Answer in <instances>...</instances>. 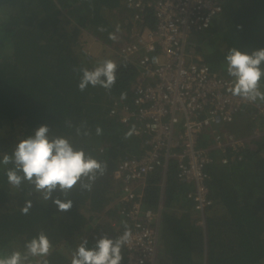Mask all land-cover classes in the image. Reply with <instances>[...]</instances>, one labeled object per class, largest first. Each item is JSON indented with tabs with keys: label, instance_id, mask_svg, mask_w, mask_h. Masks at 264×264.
<instances>
[{
	"label": "trees",
	"instance_id": "obj_1",
	"mask_svg": "<svg viewBox=\"0 0 264 264\" xmlns=\"http://www.w3.org/2000/svg\"><path fill=\"white\" fill-rule=\"evenodd\" d=\"M139 15L126 0H0V160L39 126L48 125L50 137L68 138L76 149L107 164L91 191L78 186L72 190L67 199L73 207L66 212L51 200L42 201L27 182L20 189L13 188L6 171L14 165L0 164V255L23 253L25 244L44 232L53 246L46 257L49 264H71L82 238L92 247L104 234L115 238L124 232L125 220L118 213L119 185L111 174L121 160L143 154L148 134L141 130L125 139L133 126L137 128L135 119L120 123L109 111L115 103L130 105L135 88L144 83L136 64L138 56H120L123 46L136 44L144 30L154 28L150 11H143L140 23ZM116 25L121 28L118 33ZM101 26L106 31H99ZM109 33H115L117 41L109 39ZM190 39L193 52L188 62L203 64L233 82L226 67L228 51L236 47L251 53L264 48V0H221L219 14ZM90 41L101 47L103 55L97 57L84 49ZM106 58L118 65L111 91L91 85L80 91L82 73L73 68L91 70ZM260 84L264 91V78ZM261 108L264 102L259 100L249 104L232 123L217 128L219 134L207 131L198 141L210 159L203 171L211 200L202 214L203 227L186 198L192 187L178 179L175 160L168 162L164 178L159 168L145 177L143 205L152 211L160 208L155 264H264ZM81 125L89 136L76 135ZM97 127L101 135H96ZM256 129L259 136L248 140L247 135ZM223 136L241 140L245 147H227L222 153L212 145L213 138ZM57 197L66 198L54 192L53 198ZM26 200H31L32 207L23 215ZM122 256L121 264L123 248ZM41 259L30 257L28 264Z\"/></svg>",
	"mask_w": 264,
	"mask_h": 264
},
{
	"label": "built area",
	"instance_id": "obj_2",
	"mask_svg": "<svg viewBox=\"0 0 264 264\" xmlns=\"http://www.w3.org/2000/svg\"><path fill=\"white\" fill-rule=\"evenodd\" d=\"M126 5L139 10V23L143 11H150L154 28L144 30L136 44L120 49V56H138L136 64L145 82L135 88L130 105L115 103L109 115L124 124L135 119L133 134L141 130L148 134L147 149L138 158L121 160L111 176L119 185V216L132 232L130 243L123 247V264H155L160 208H146L137 189L158 168L164 178L168 162L175 160L178 179L192 187L186 198L203 227L202 214L211 204L203 171L210 159L198 141L207 131L218 133L217 128L231 123L251 103L231 95L228 89L233 82L203 64L188 62L193 52L191 35L210 25L221 11V0H126ZM257 129L254 137L259 136ZM213 140L212 147L222 153L227 147H245L230 136Z\"/></svg>",
	"mask_w": 264,
	"mask_h": 264
},
{
	"label": "clouds",
	"instance_id": "obj_3",
	"mask_svg": "<svg viewBox=\"0 0 264 264\" xmlns=\"http://www.w3.org/2000/svg\"><path fill=\"white\" fill-rule=\"evenodd\" d=\"M99 31H106L99 27ZM121 31L116 25L115 32ZM109 39L117 41L115 33H109ZM126 67V65H124ZM227 73L233 78L232 86L228 89L231 95L239 97L249 103L258 100L264 102V91H261V79L264 78V48L251 53L231 48L226 55ZM118 65L112 59H103L93 69L86 67L73 68L74 72L82 73L78 83L80 91L92 87H102L110 92L116 83ZM124 93L121 99L125 98ZM71 127V123L68 122ZM135 128L125 134V139L131 137ZM48 125H41L33 135L20 140L11 155L4 154L0 164H12L14 167L6 171L9 185L20 189L27 182L42 201H52L61 212L69 211L73 201L67 199L75 187L91 191L98 176H103L107 169L105 162L86 154L83 149H76L70 139L64 137H50ZM85 125L76 128L77 136H89ZM102 129L96 128V135H101ZM54 192L62 193L66 198H53ZM28 195H32L29 192ZM32 207L31 200H26L21 207V214L27 215ZM124 232L109 238L107 234L95 240L92 247H88L87 238H82L72 254L71 264H121L123 260L122 248L131 241L132 232L124 223ZM52 244L44 232H40L25 244V251H12L10 254L0 255V264H28L30 257L42 258L37 264H49L46 259L51 254Z\"/></svg>",
	"mask_w": 264,
	"mask_h": 264
},
{
	"label": "rangeland",
	"instance_id": "obj_4",
	"mask_svg": "<svg viewBox=\"0 0 264 264\" xmlns=\"http://www.w3.org/2000/svg\"><path fill=\"white\" fill-rule=\"evenodd\" d=\"M84 49H86L88 51L89 50L93 51L96 54L97 57H99L100 54L103 55V52L101 50V47L98 44H95V43H93L91 41L87 44L86 48H84ZM253 134H254V130H253V132H251L250 134L247 135V139L250 140L251 138H254ZM243 145H244V143H243ZM141 189H142V187L138 188L137 189V193L141 194Z\"/></svg>",
	"mask_w": 264,
	"mask_h": 264
},
{
	"label": "bare ground",
	"instance_id": "obj_5",
	"mask_svg": "<svg viewBox=\"0 0 264 264\" xmlns=\"http://www.w3.org/2000/svg\"><path fill=\"white\" fill-rule=\"evenodd\" d=\"M145 82V81H144ZM135 86V85H134ZM132 99V98H131ZM115 102V101H114ZM112 104H113V102H112ZM109 108H110V106H109ZM115 119V118H114Z\"/></svg>",
	"mask_w": 264,
	"mask_h": 264
}]
</instances>
